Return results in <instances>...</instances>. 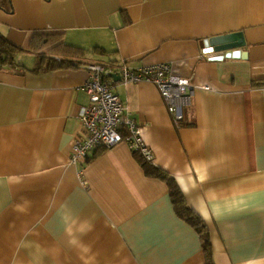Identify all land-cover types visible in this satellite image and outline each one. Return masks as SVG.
Returning a JSON list of instances; mask_svg holds the SVG:
<instances>
[{
	"label": "crops",
	"instance_id": "crops-1",
	"mask_svg": "<svg viewBox=\"0 0 264 264\" xmlns=\"http://www.w3.org/2000/svg\"><path fill=\"white\" fill-rule=\"evenodd\" d=\"M11 5L0 4V35L34 60L0 63V264H264V0ZM37 31L58 34L32 48ZM233 33L244 42L234 57L205 46ZM41 54L73 66L44 70ZM93 63L112 67L151 163L204 222L209 258L168 185L145 174L127 143L71 162ZM162 63L192 87L179 122L155 83L120 75L123 64Z\"/></svg>",
	"mask_w": 264,
	"mask_h": 264
},
{
	"label": "built area",
	"instance_id": "built-area-1",
	"mask_svg": "<svg viewBox=\"0 0 264 264\" xmlns=\"http://www.w3.org/2000/svg\"><path fill=\"white\" fill-rule=\"evenodd\" d=\"M89 77L82 89L89 97V103L79 111L84 137L77 139L71 162L87 159L99 147H113L125 142L133 152L147 161L153 154L145 145L140 128L130 117L119 96L113 92L109 77L112 67L101 63L88 65ZM124 83L146 80L155 83L163 96L167 111L175 122L183 119V105L190 102L191 84L183 77L172 74L168 64H155L131 69L125 64L120 66ZM264 91V89H263Z\"/></svg>",
	"mask_w": 264,
	"mask_h": 264
},
{
	"label": "trees",
	"instance_id": "trees-1",
	"mask_svg": "<svg viewBox=\"0 0 264 264\" xmlns=\"http://www.w3.org/2000/svg\"><path fill=\"white\" fill-rule=\"evenodd\" d=\"M0 4L2 6L5 5L4 7L7 10H12L11 0H0ZM57 34L58 33L56 32L46 31L33 32L31 37L29 38V46L35 48V44H37L38 42H42V44L48 43L50 41V38H56ZM19 49L23 50V48L13 45L5 36L0 35V63H2L3 61L6 62L8 60H11L12 55H14L15 51ZM79 51V47H73L74 53H77ZM40 56L41 58L48 59L44 70H49L50 68L56 66H63L64 64H66L67 66H73L72 62L65 59H58L54 56L51 57L44 54H41ZM134 154L147 176L158 178L168 185L171 200L174 204L177 214L187 220L194 227V229L198 231L201 238V246L205 251L207 257L209 258L211 241L207 228L199 215L186 204L185 199L183 198V194L175 180L171 176H169L168 173L162 168L157 167L156 165H153L151 161H147L142 158L139 153L134 151Z\"/></svg>",
	"mask_w": 264,
	"mask_h": 264
},
{
	"label": "water",
	"instance_id": "water-1",
	"mask_svg": "<svg viewBox=\"0 0 264 264\" xmlns=\"http://www.w3.org/2000/svg\"><path fill=\"white\" fill-rule=\"evenodd\" d=\"M204 43L206 47L211 48L210 51L225 52L223 57H234L235 51L232 50L240 48L244 45L242 35L239 33H233L225 36H215L208 39V41Z\"/></svg>",
	"mask_w": 264,
	"mask_h": 264
},
{
	"label": "rangeland",
	"instance_id": "rangeland-1",
	"mask_svg": "<svg viewBox=\"0 0 264 264\" xmlns=\"http://www.w3.org/2000/svg\"><path fill=\"white\" fill-rule=\"evenodd\" d=\"M16 55H14L15 60H17V62H19L18 60H21V58L23 59L24 63L28 66H33V60H34V56L31 53L28 52H24L21 54L20 53H15Z\"/></svg>",
	"mask_w": 264,
	"mask_h": 264
}]
</instances>
